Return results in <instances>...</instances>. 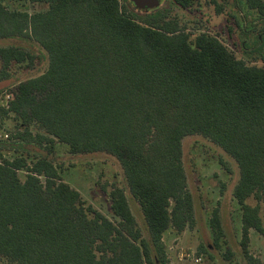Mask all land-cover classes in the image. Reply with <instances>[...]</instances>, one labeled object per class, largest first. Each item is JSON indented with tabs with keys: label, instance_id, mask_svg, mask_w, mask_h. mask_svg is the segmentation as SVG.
<instances>
[{
	"label": "trees",
	"instance_id": "16d2710c",
	"mask_svg": "<svg viewBox=\"0 0 264 264\" xmlns=\"http://www.w3.org/2000/svg\"><path fill=\"white\" fill-rule=\"evenodd\" d=\"M28 1L48 6L29 13L0 0V40L26 37L48 55L41 74L6 89L11 64L33 65L40 55L20 44L0 46V92H13L0 122L10 113L18 120L16 131L0 138V258L168 264L165 232L184 231L196 216L182 139L202 134L239 165L233 195L242 210L240 245L248 264H260L249 242L251 229L264 237V65H248L214 35L191 38L160 14L129 12L120 0ZM174 1L186 9L199 0ZM246 1L264 21V0ZM58 143L74 154L107 152L119 160L130 196L112 184L116 221L85 205L63 180ZM210 226L219 245L218 208Z\"/></svg>",
	"mask_w": 264,
	"mask_h": 264
},
{
	"label": "rangeland",
	"instance_id": "374dc122",
	"mask_svg": "<svg viewBox=\"0 0 264 264\" xmlns=\"http://www.w3.org/2000/svg\"><path fill=\"white\" fill-rule=\"evenodd\" d=\"M129 12L139 16L160 14L165 21L176 20L180 28L193 38L200 33L216 36L237 58L248 65H264V21L259 12L251 8L246 0H199L186 9L176 6L172 0H158L150 7H135L130 0H120ZM10 9L19 8L29 13L44 10L46 3L28 0L8 1ZM246 23V24H245ZM260 36V38H259ZM10 43L29 47L39 54L33 65L12 63L10 78L3 87L13 88L17 82L41 74L48 66L47 52L35 41L26 37H12L0 40V46ZM1 65V64H0ZM18 126L15 114L10 113L0 122V138L8 139ZM34 132L38 131L32 125ZM9 142V141H8ZM7 156L13 154V148L5 150ZM55 164L64 181L77 189L85 205H92L109 219L116 221L111 209L110 190L117 184L129 195L127 180L119 160L107 152L95 154H74L63 143H58ZM182 161L187 173L188 189L194 197L195 222L182 232L174 228L164 234L166 250L172 261L176 262L183 251L202 250L207 264H248L240 245L241 206L233 195L234 187L240 176L237 161L221 146L202 134H190L182 139ZM24 177V172H20ZM130 196V195H129ZM131 199V197H130ZM131 205L141 219L137 203L131 199ZM248 203L255 205L254 199ZM260 214L264 221V204H260ZM215 208L219 209L223 226V236L219 245L215 243L210 218ZM249 250L264 264V237L252 229ZM0 264H7L0 258Z\"/></svg>",
	"mask_w": 264,
	"mask_h": 264
},
{
	"label": "built area",
	"instance_id": "2783aa9c",
	"mask_svg": "<svg viewBox=\"0 0 264 264\" xmlns=\"http://www.w3.org/2000/svg\"><path fill=\"white\" fill-rule=\"evenodd\" d=\"M13 98V92L9 90H3L0 92V107H9V102ZM168 264H207L206 256L198 251H183L174 262L169 256Z\"/></svg>",
	"mask_w": 264,
	"mask_h": 264
},
{
	"label": "flooded vegetation",
	"instance_id": "af4514ba",
	"mask_svg": "<svg viewBox=\"0 0 264 264\" xmlns=\"http://www.w3.org/2000/svg\"><path fill=\"white\" fill-rule=\"evenodd\" d=\"M131 1V3H132V5L133 6H135V7H140V6H138L140 3L142 4V3H144V0H130ZM173 1V3L176 5V6H178L179 8H181V9H185L184 7H182L181 5H179V4H177L174 0H172ZM145 8L146 7H149V6H147V5H145L144 6ZM261 20V19H260ZM170 21H176V20H170ZM177 22V21H176ZM246 24V23H245ZM259 38H260V36H259Z\"/></svg>",
	"mask_w": 264,
	"mask_h": 264
},
{
	"label": "water",
	"instance_id": "95a60500",
	"mask_svg": "<svg viewBox=\"0 0 264 264\" xmlns=\"http://www.w3.org/2000/svg\"><path fill=\"white\" fill-rule=\"evenodd\" d=\"M156 4H158V0H144V3H140L138 6H140V7H144L145 5H147V6H153V5H156Z\"/></svg>",
	"mask_w": 264,
	"mask_h": 264
},
{
	"label": "crops",
	"instance_id": "0c3cea01",
	"mask_svg": "<svg viewBox=\"0 0 264 264\" xmlns=\"http://www.w3.org/2000/svg\"><path fill=\"white\" fill-rule=\"evenodd\" d=\"M251 234H252V229L250 230V236H251ZM260 234V233H259Z\"/></svg>",
	"mask_w": 264,
	"mask_h": 264
}]
</instances>
